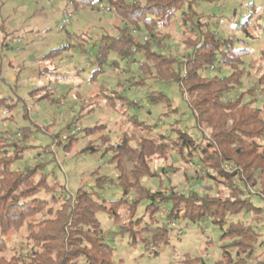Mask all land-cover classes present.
Here are the masks:
<instances>
[{
  "label": "rangeland",
  "instance_id": "rangeland-1",
  "mask_svg": "<svg viewBox=\"0 0 264 264\" xmlns=\"http://www.w3.org/2000/svg\"><path fill=\"white\" fill-rule=\"evenodd\" d=\"M192 3L190 10L195 15H203L202 22L220 37L230 38L235 47H247L249 54L243 58L246 74L238 88L239 94L245 93L254 86L253 94H244L243 102L253 100V106L261 109L264 117V32L252 27L262 23L264 17V0H189ZM183 4V3H182ZM168 23L167 27L160 28L159 34L167 36L163 41L165 51L177 58H182L186 52L184 42L186 32L191 29V23L181 26V16L186 5H182ZM252 15L251 24L247 32L250 38L240 30L244 19ZM118 20L103 6L96 11L89 8L72 9L65 0H0V98L7 97L16 101L15 107L6 111L0 106V134L10 141L12 137L21 139L19 135H11L29 128L25 142L22 145L31 147L24 153L21 160L14 163V168L25 169L33 165L42 164L38 173L46 175L49 184L56 182L63 189L56 191L57 195L66 196L75 194L79 188L90 190L94 179L106 177V184L101 192L105 201L116 200L121 196V190L116 185L117 177L123 174L132 180L136 167L158 171L162 181L157 177L151 178L140 175L144 187L150 190L159 189L163 193L184 191H206L211 197L231 198L232 193L223 180L215 173V179H210L201 168L203 174L199 177L196 168L183 167L179 156L167 152L166 158H158L154 153V143L159 133L169 135L165 131L175 121L177 128L188 129L192 121L187 120L189 110L178 90L176 83L165 84L154 81L148 73H140L137 65L141 57L136 54L133 59H119L115 55L108 56L102 66L93 64L96 54V45L104 32L113 33L114 25ZM130 29H133L130 26ZM138 38L144 42H151L147 34L138 32ZM147 38V39H144ZM162 39V37H160ZM116 62V66L115 63ZM55 69L56 74L63 78H37L41 69ZM100 70L94 72L93 70ZM228 70L221 68L217 71H207L205 75H225ZM145 78L143 85L130 87L134 81ZM262 78V84L257 81ZM50 84L53 94L49 102L36 101L29 98L30 92L42 85ZM105 90L99 96V90ZM113 90V93L109 91ZM152 92H161L178 108L177 115H162L161 105H150L148 96ZM120 96L116 107L123 104V111L113 112L107 107V96ZM37 96V94H36ZM9 99L6 100L10 101ZM56 100V101H55ZM59 102V103H58ZM26 106L24 108L23 106ZM28 120L37 122L44 132L36 130ZM11 116L7 119H2ZM73 119L75 132H67L63 137L76 134L75 141L69 149L63 144L50 146L57 136H62L67 124ZM137 121L149 128H138L131 121ZM142 123V124H141ZM100 126L91 137L97 145L96 153L84 151L88 138L82 130ZM143 128V127H142ZM191 130L196 136L194 129ZM62 132V133H61ZM125 133L128 137L126 147L121 153L122 172L115 169L109 161L113 152L106 151L108 146L118 143L119 136ZM170 136V135H169ZM89 137V138H90ZM144 140V142H143ZM264 146V142L260 143ZM50 146V147H49ZM50 150L40 155L43 148ZM197 164V161H194ZM165 168L163 174L160 170ZM230 171V165H224ZM185 174L187 175H184ZM257 178V175L255 176ZM259 179H257V182ZM226 184V183H225ZM176 189L177 191H173ZM245 197L258 209L249 213L240 212L236 215H227L226 221L241 224L250 228L256 237L252 255L241 261L243 254L237 248L225 247L228 259L223 255L222 246L228 239L220 240L222 230L203 220L200 225L185 220L174 222L167 235L165 245H150L148 249L139 243L136 246L129 244L128 235H119L118 228L113 227L104 213H98L101 230L105 241L113 248L115 264H264V194L262 187L248 185ZM131 198V194L127 199ZM126 199V200H127ZM160 207L163 205L157 200ZM146 202L140 203L136 216L143 215ZM253 207V206H252ZM143 217L141 225L135 232L142 235L144 227L150 226L149 220ZM127 207L121 209V219L127 220ZM160 218V215H159ZM158 219V217H157ZM160 220V219H159ZM25 231L11 232L6 237L8 251L5 256L12 255L11 250L26 249ZM145 234V233H143ZM146 236V234H145ZM154 248L156 254L151 253ZM240 257H242L240 259ZM239 258V259H238ZM78 264H83L80 260Z\"/></svg>",
  "mask_w": 264,
  "mask_h": 264
},
{
  "label": "trees",
  "instance_id": "trees-1",
  "mask_svg": "<svg viewBox=\"0 0 264 264\" xmlns=\"http://www.w3.org/2000/svg\"><path fill=\"white\" fill-rule=\"evenodd\" d=\"M65 3L72 9L86 7L91 11L104 5L119 22L113 26V33L104 32L98 39L93 61L95 66H102L111 54L131 61H135L133 57L138 54L141 57L137 65L140 73L149 71L148 78L154 81L167 85L177 84L181 98L189 110L186 119L192 121V127L188 129H194L196 136L191 130L177 128L176 120L165 129L166 132H172L170 136L158 134L154 153L158 158H166L167 152H176L184 168L200 166L213 180L215 173L223 180L222 184L230 190L232 197H211L202 190L168 194L163 193L161 188L150 190L143 186L139 176L157 177L159 181L162 178L158 171L140 167L134 170L132 180H128L123 174L117 177L116 185L121 190L119 199H102L101 192L107 179L99 175L94 179L90 190L79 188L73 195H57L56 191L60 188L64 190V187L56 182L49 184L46 175L38 173L42 164L22 170L13 167L31 147L21 144L28 138L26 132H30V129L27 127L10 133L21 138L13 136L10 141L5 138V133L8 132H4L0 134V264H78L80 260L83 264H115L112 259L113 248L105 241L96 216L98 213L107 215L113 227L118 228L119 235L127 234L131 246L142 243L147 249L150 245L167 244V235L171 229L168 226L175 221L185 220L200 225L203 220H209L221 230L226 225L220 240L228 239V243L222 246V253L229 260L225 247L237 248L236 254L241 250L244 255L239 260L243 263V260L252 255L256 237L250 228L227 222L226 218L227 215L249 213L258 209L250 203L251 197H245L248 185L259 184L264 194V146L260 144L264 142V117L261 109L253 106V100L243 102L245 93H254V86L239 94L233 102L226 101L224 95L240 88L242 77L246 74L243 58L249 54L248 48H237L232 39L220 37L210 31L207 23L202 22L204 16L195 15L190 10L192 3L189 0H65ZM182 5L187 8L182 12L181 26L190 22L191 29L186 32L187 38L184 42L187 50L182 58H177L165 51L163 42L167 36H161L159 29L167 27ZM251 20L252 15L246 17L240 30L253 39L247 32ZM261 20L262 23L252 27L264 32V17ZM130 26L141 34H147L151 42L138 38V34ZM262 55L264 58V50ZM114 63L116 66L117 63ZM213 65L216 66L215 71L225 68L228 73L207 77L205 72ZM36 77L55 80L63 78L56 74L55 69L47 68L39 70ZM144 81L145 78L134 81L129 88L143 85ZM261 84L262 78L257 81L258 86ZM104 91L100 89L99 96ZM52 94L53 88L50 84H45L33 89L29 98L34 102H49ZM106 98L109 109L113 112L123 111V104L119 107L115 104L117 99H122L120 96ZM7 99L9 98H0V106L10 111L15 107L16 101L9 99L6 102ZM148 99L150 105L162 106V115H177L179 112L161 92L150 93ZM23 107L26 108L25 105ZM25 117L28 120V114L25 113ZM28 121L35 131H46L37 122ZM76 121L77 119H73L67 124L66 130L61 132L62 136L54 138L50 146L63 144L69 149L77 141L76 134L69 135L67 139L63 134L70 132ZM131 122L135 127L149 128L144 124L140 126L137 121ZM98 128L100 126L82 130L88 138L84 151L91 154L98 151L90 137ZM127 140V135L122 133L118 143L105 148L106 151L112 149L113 154L109 161L119 172H122L121 153ZM47 149L48 147L43 148L38 154L47 153ZM224 165H230V171ZM164 169H160L163 174ZM255 174L257 178L254 177ZM184 175L187 174L184 172ZM130 194L131 198L127 199ZM157 200L168 211L164 220L159 218L161 208ZM143 201L146 205L142 216L150 222V226L144 227L143 233L146 236L135 232V228L143 222L142 216H136V210ZM123 207L128 210L127 220L121 219ZM22 230L25 231L26 249H13L12 255L7 258L6 237L11 232Z\"/></svg>",
  "mask_w": 264,
  "mask_h": 264
},
{
  "label": "built area",
  "instance_id": "built-area-1",
  "mask_svg": "<svg viewBox=\"0 0 264 264\" xmlns=\"http://www.w3.org/2000/svg\"><path fill=\"white\" fill-rule=\"evenodd\" d=\"M133 32L134 33H136V32H138L137 30H135V29H133ZM144 39H147V38H144ZM216 66H210V68L208 69L209 71H215L216 69ZM239 97V92H238V90H234V91H228V92H226L225 93V95H224V99L226 100V101H228V102H233L235 99H237ZM75 130H76V128H74L73 130H71V132H75ZM196 173H197V175L199 176V177H201L202 176V174H203V172H202V170H201V167L200 166H198V167H196ZM173 191L175 192V191H177L176 189H173ZM161 208V212H160V219L161 220H164L165 219V217H166V215H167V209H165L163 206H161L160 207ZM170 227H173L174 226V223H172V224H170L169 225ZM150 251H151V253L152 252H154L155 250H154V248L152 249H150Z\"/></svg>",
  "mask_w": 264,
  "mask_h": 264
}]
</instances>
